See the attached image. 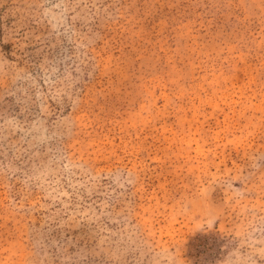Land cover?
<instances>
[{"label": "rangeland", "instance_id": "374dc122", "mask_svg": "<svg viewBox=\"0 0 264 264\" xmlns=\"http://www.w3.org/2000/svg\"><path fill=\"white\" fill-rule=\"evenodd\" d=\"M0 264H264V0H0Z\"/></svg>", "mask_w": 264, "mask_h": 264}]
</instances>
